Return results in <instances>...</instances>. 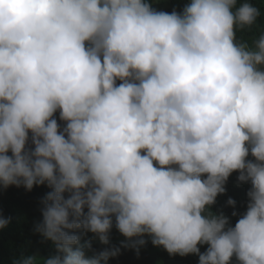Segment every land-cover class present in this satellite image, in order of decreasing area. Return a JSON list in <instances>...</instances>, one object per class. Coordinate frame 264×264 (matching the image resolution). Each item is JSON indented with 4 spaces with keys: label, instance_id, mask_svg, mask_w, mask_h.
Returning a JSON list of instances; mask_svg holds the SVG:
<instances>
[{
    "label": "clouds",
    "instance_id": "1",
    "mask_svg": "<svg viewBox=\"0 0 264 264\" xmlns=\"http://www.w3.org/2000/svg\"><path fill=\"white\" fill-rule=\"evenodd\" d=\"M260 17L248 0H0V264H119L146 237L264 264V31L238 37ZM12 186L50 191L7 246Z\"/></svg>",
    "mask_w": 264,
    "mask_h": 264
},
{
    "label": "trees",
    "instance_id": "2",
    "mask_svg": "<svg viewBox=\"0 0 264 264\" xmlns=\"http://www.w3.org/2000/svg\"><path fill=\"white\" fill-rule=\"evenodd\" d=\"M246 0H238V6ZM261 10V17L257 21V25L252 31H244L238 33V37L251 43L253 39L258 37L262 31H264V0H248ZM190 3V0H160L159 3H155L153 0V6L157 10H162L171 13L175 8L177 11H182L185 4ZM58 122L63 126V122L59 121V114L57 113ZM251 158V157H250ZM250 185H237L230 187L227 197H232L238 203H245L247 205V191ZM20 191L23 194H16V187L12 186L7 189L5 195L6 209L14 218L13 223L7 234V246L22 245L31 238V223L33 220L34 200L38 201L41 205V200L45 194L50 191L47 186H37L29 192L23 187H20ZM3 190H0L2 193ZM3 198V196H2ZM42 207V205H41ZM227 215H231L233 210L224 211ZM122 241L126 238L121 235ZM145 247L141 248L139 255L135 250L124 249V258L119 264H199V258L196 255H189L181 257L179 255L170 256L166 250L162 247L157 248L152 245L150 238ZM171 259L172 261H170Z\"/></svg>",
    "mask_w": 264,
    "mask_h": 264
}]
</instances>
